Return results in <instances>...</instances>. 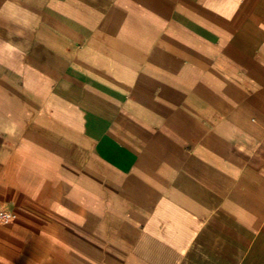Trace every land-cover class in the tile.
<instances>
[{"label":"crops","instance_id":"obj_1","mask_svg":"<svg viewBox=\"0 0 264 264\" xmlns=\"http://www.w3.org/2000/svg\"><path fill=\"white\" fill-rule=\"evenodd\" d=\"M0 264H264V0H0Z\"/></svg>","mask_w":264,"mask_h":264},{"label":"built area","instance_id":"obj_2","mask_svg":"<svg viewBox=\"0 0 264 264\" xmlns=\"http://www.w3.org/2000/svg\"><path fill=\"white\" fill-rule=\"evenodd\" d=\"M16 220V215L2 207H0V226H6Z\"/></svg>","mask_w":264,"mask_h":264}]
</instances>
